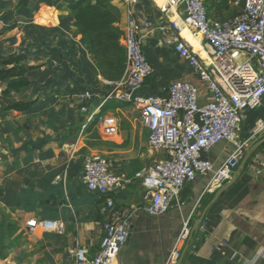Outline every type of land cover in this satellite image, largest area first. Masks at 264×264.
I'll return each mask as SVG.
<instances>
[{
    "label": "crops",
    "instance_id": "0c3cea01",
    "mask_svg": "<svg viewBox=\"0 0 264 264\" xmlns=\"http://www.w3.org/2000/svg\"><path fill=\"white\" fill-rule=\"evenodd\" d=\"M72 1L0 0V70L2 61L19 52L27 54L25 64L34 68L29 73L32 84L12 95L16 102H34L26 112L6 110L7 83L0 82V264H75L78 246L97 254L105 198L82 184L85 158L110 159L118 175L131 179L160 157L149 148V131L134 105L108 109L119 119L117 136H103L99 123L81 134L84 117L78 95L93 90L94 100H99L111 87L74 26ZM108 2L123 30L125 6L120 0ZM204 3L213 21L230 18L244 6V0ZM135 15L143 50L154 68L136 96L165 94L173 83L185 81L198 88L202 103L209 102L207 85L187 69L175 50L174 40L186 39L187 34L182 0H140ZM149 22L151 27L146 26ZM162 26L165 29L160 31ZM200 47L210 59L211 48L203 38ZM261 116L262 112L248 113L240 137L251 133ZM263 138L264 131L253 144ZM233 150L234 144L223 141L205 158L219 167ZM208 183L209 177H198L187 184L162 215L143 209L139 181L114 190L110 196L118 208L134 212L117 264H173L176 246L185 247L179 241L184 224L193 226L214 196L205 194ZM31 221H52L63 231L31 228ZM181 264H264V146L210 208Z\"/></svg>",
    "mask_w": 264,
    "mask_h": 264
},
{
    "label": "built area",
    "instance_id": "2783aa9c",
    "mask_svg": "<svg viewBox=\"0 0 264 264\" xmlns=\"http://www.w3.org/2000/svg\"><path fill=\"white\" fill-rule=\"evenodd\" d=\"M182 2L183 25L202 34L211 48V58H201L191 43L179 36L174 40L175 50L187 69L207 85L211 99L202 103L198 88L185 81L173 83L165 94L136 96L154 68L143 50L135 15L140 0H120L126 8L121 40L126 51L125 71L119 81L107 82L111 89L99 100H94L93 90L78 95L84 117L81 134L99 123L103 136H117L119 119L105 116V108L111 101L129 103L136 106L141 124L149 131V148L160 157L131 179L118 175L110 159L85 158L81 182L88 191L105 198L101 208L103 237L95 255L78 246L75 264H117L118 254L128 241L134 212L118 208L110 196L114 190L139 181L144 189L143 209L150 215H162L198 177H209L205 194H215L232 179L246 150L264 131V0H244L242 11L219 21L210 20L204 0ZM161 11L165 14L166 9ZM164 29L162 26L160 31ZM250 112H262V116L251 133L240 137ZM223 141L234 144V150L216 167L205 156ZM28 225L42 231H63L52 221H31ZM190 231V224L185 223L181 244L186 243ZM181 252L182 246H176L173 264Z\"/></svg>",
    "mask_w": 264,
    "mask_h": 264
},
{
    "label": "trees",
    "instance_id": "16d2710c",
    "mask_svg": "<svg viewBox=\"0 0 264 264\" xmlns=\"http://www.w3.org/2000/svg\"><path fill=\"white\" fill-rule=\"evenodd\" d=\"M69 9L75 15L74 26L81 35L84 46L93 56L101 76L110 82L119 81L125 71L126 51L121 44L123 31L117 26L120 22L118 13L110 8L108 0H74L69 4ZM26 60L27 54L19 52L9 55L2 61L0 82L7 83L3 97L9 100L6 107L8 111L26 112L34 104V102H16L12 99L13 94L25 90L32 84L29 73L34 68L27 66ZM108 109H132V104L111 101L105 108ZM123 124H127V121H123ZM206 206L204 204V208ZM2 241L0 235V244Z\"/></svg>",
    "mask_w": 264,
    "mask_h": 264
},
{
    "label": "water",
    "instance_id": "95a60500",
    "mask_svg": "<svg viewBox=\"0 0 264 264\" xmlns=\"http://www.w3.org/2000/svg\"><path fill=\"white\" fill-rule=\"evenodd\" d=\"M264 146V138L262 140H259L258 142L254 143L252 146H250L246 152L245 155L240 163V166L234 173L232 179L225 184L222 188H220L213 196L212 200L208 203V205L204 208L202 213L200 214L199 218L194 222L191 231L189 233L188 239L185 243V247L183 248L180 258L177 261V264H181L185 254L187 253L190 243L193 240L194 235L198 232L200 226L202 225L208 211L210 208L222 197V195L227 192L233 185L234 183L238 180V178L241 176L242 172L246 168V165L250 161V159L258 152V150Z\"/></svg>",
    "mask_w": 264,
    "mask_h": 264
},
{
    "label": "bare ground",
    "instance_id": "6f19581e",
    "mask_svg": "<svg viewBox=\"0 0 264 264\" xmlns=\"http://www.w3.org/2000/svg\"><path fill=\"white\" fill-rule=\"evenodd\" d=\"M185 30L187 31V34L184 37L188 40V42L191 43V45L197 51L200 52L201 57L203 59H205V60L208 59L209 56L205 52H203L201 47H200V43L202 42V38H203L202 34L199 32L194 33V32H192V30L189 27H186V26H185ZM193 34L197 35V39L194 36H192Z\"/></svg>",
    "mask_w": 264,
    "mask_h": 264
},
{
    "label": "rangeland",
    "instance_id": "374dc122",
    "mask_svg": "<svg viewBox=\"0 0 264 264\" xmlns=\"http://www.w3.org/2000/svg\"><path fill=\"white\" fill-rule=\"evenodd\" d=\"M21 3H22V1H21ZM134 107H135V109L137 110L136 106H134ZM137 111H138V110H137ZM105 116H107V117H115L113 114L111 115V113H110L109 110H106V111H105Z\"/></svg>",
    "mask_w": 264,
    "mask_h": 264
}]
</instances>
